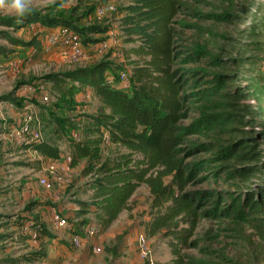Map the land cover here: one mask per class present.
Instances as JSON below:
<instances>
[{"label":"rangeland","instance_id":"rangeland-1","mask_svg":"<svg viewBox=\"0 0 264 264\" xmlns=\"http://www.w3.org/2000/svg\"><path fill=\"white\" fill-rule=\"evenodd\" d=\"M61 1L63 9L79 7L80 11H83L94 8L91 21L108 25L117 43L103 55L92 52L87 54L85 59L68 64L65 61L66 55L62 61L55 59L52 52L58 51L56 49L49 54H43L47 53L46 38L50 35L37 32L34 25L16 32L14 37L20 40L37 39L44 50L33 57L27 50L16 49L17 57L12 56L11 61L0 59V108L7 117L10 110L22 112L24 107L31 105L35 112L32 108V111L25 109L24 112H33L41 123L37 106L40 105L37 100L38 96H41L39 93L35 94V103H31L30 99L24 100V107L4 99L10 97L19 100L22 98L20 88L30 83L43 84L44 75L76 66H88L102 60L116 63L120 69L124 68L127 73H131L130 63L136 57L129 51L137 47L138 43H125L119 28V19L124 15L121 10L130 5L132 0H28L26 11L43 10ZM177 2L180 11L174 20L176 47L186 54L201 53L198 62L174 68L196 73L188 88L182 87L180 91L181 96L191 97L184 106L185 118L180 121L179 127L204 126L203 122L208 119L212 124L223 121L217 130H204L201 134L187 136L181 146L183 152L179 159L193 168L186 174L189 181L182 194H195L204 201L197 210L199 222L187 239V244L182 246L173 236H166V230L154 236L148 235L147 224L153 219L155 211L151 208L150 189L143 184L129 201L127 209L119 215L120 218L103 231L114 236L111 235L99 243L94 240L90 253L83 257L82 262H79V258L73 261V249L68 244L54 239L50 248L49 242L41 236L36 248L10 241L3 242L0 245V264H15L9 260L32 257L30 255L33 253L42 254V259L29 263L21 261L17 264H147L140 259L137 251L140 234H144L149 242L154 264H168L174 259L171 245H175L180 251L183 264H264V0ZM96 12H101L100 20L97 19ZM0 16L16 15L0 9ZM87 21L86 19L82 23L87 24ZM0 45L12 48L3 40H0ZM14 60L20 61L21 65L11 67L10 64ZM201 72L207 74L202 75ZM183 74L186 76V73H180L176 79L180 80ZM219 76L225 77L223 83L219 82ZM198 80L203 84L194 86ZM214 88L223 90L216 98L203 99V92ZM48 97L49 104L53 103L54 99L50 94ZM102 112L103 104L91 93L86 99L79 100L76 110L68 113L66 117L73 119L74 123L80 126L81 115H99ZM55 142L63 152L68 153V145L64 140ZM243 143L254 148L257 159L253 162L239 163L233 155L228 156L226 153L225 150L232 147L236 149V146ZM123 152L125 151L122 148L109 142L101 145L103 161H111ZM138 158V155H134V159ZM0 165V173L6 177L0 184V192L13 191L20 196L19 190L28 186L44 197L43 188L38 183L44 173L21 150L16 149L0 155ZM82 165L86 167V164ZM198 165H204L206 169L199 172L194 169ZM240 168L253 171L245 178L238 177L235 171ZM194 170L196 174L192 176ZM151 177H159L164 185L173 184L174 180V175L167 173L164 167L154 169ZM91 182V176L79 177L73 170L65 184L53 183L49 191L51 200L46 202L49 204H38L27 211L25 207L19 210L24 202L20 201L9 210L7 201L5 212L11 213L12 218L28 212L35 220H39L36 217L40 212H45V207L57 209L60 203L74 204L79 199H87L90 195L87 188ZM5 183H10V188H1ZM251 200L257 202L259 209L255 210V206H250ZM216 204L219 205V210L226 211L227 214L212 217L208 212L213 210ZM185 227L187 225L180 223L178 231ZM1 232L8 233L5 228ZM101 234L102 230L99 229L96 238ZM122 249L130 251L125 254Z\"/></svg>","mask_w":264,"mask_h":264},{"label":"trees","instance_id":"trees-1","mask_svg":"<svg viewBox=\"0 0 264 264\" xmlns=\"http://www.w3.org/2000/svg\"><path fill=\"white\" fill-rule=\"evenodd\" d=\"M62 3L43 10H28L22 16H0V40L12 47L9 49L0 45V59L8 62L12 56L17 57L16 49H33L34 56L41 53V43L37 39L23 41L14 37L16 32L31 25L65 29L76 35L85 48L106 39L111 28L105 23L91 21L94 8L83 11L79 7L63 9ZM179 11L177 0H132L130 5L121 10L124 15L119 19V28L125 43H138L137 47L129 51L136 57L130 63L129 87L121 86L118 80L119 73L126 69H120L116 63L104 60L42 77L54 102L37 105L42 123V140L33 149L50 161H61L62 152L55 140H64L70 149L71 166L86 164L77 175L92 177L87 188L90 195L87 199L74 202V218L77 221H67L72 227L68 231L71 235L81 236V230L84 228V232L85 227L91 223L106 231L127 209L129 201L143 184L150 189L151 208L155 211L153 219L147 224L149 236L166 230V236H173L183 246L199 222L197 210L204 202L203 199L195 194H182L189 181L186 174L193 168L179 159L183 152L181 146L187 136L201 134L204 130H217L223 121L212 124L208 119L203 122L204 126L179 127L180 121L185 118L184 106L191 97L181 96L180 91L182 87L188 88L196 73L174 68L194 64L201 56V53L186 54L176 47L174 20ZM86 19L89 22L83 24ZM180 73H186L187 77L183 74L180 80L176 79ZM218 79L223 83L225 77L219 76ZM202 84L198 80L194 86ZM86 90L101 101L104 112L99 115H81L79 126L66 116L76 110L77 96ZM221 90L210 89L203 92L202 97L216 98ZM26 99L5 97L4 100L21 106ZM75 132H80V141L73 138ZM106 135L109 143L125 151L111 161H103L101 158V145ZM225 151L239 163L257 159L254 148L247 143ZM134 155L139 158L134 159ZM158 167H164L167 173L174 175L173 184L164 185L159 177H151V172ZM194 169L202 172L206 166L198 165ZM252 171L240 168L235 172L238 177L245 178ZM194 174L195 170L192 176ZM33 206L28 205L26 210ZM215 206L208 212L212 217L227 214L219 210L218 204ZM250 206L259 209L255 200L250 201ZM180 223L187 227L178 231ZM39 231L40 239L41 236L54 238L43 226ZM171 246L174 259L168 264H183L180 251L175 245ZM30 256L9 262L29 263L42 259L39 253Z\"/></svg>","mask_w":264,"mask_h":264},{"label":"built area","instance_id":"built-area-1","mask_svg":"<svg viewBox=\"0 0 264 264\" xmlns=\"http://www.w3.org/2000/svg\"><path fill=\"white\" fill-rule=\"evenodd\" d=\"M96 17L100 20L101 12H96ZM58 42L62 43V45L68 49L65 57V61L68 64H74L85 57V50L80 42V39L72 33L64 34L61 37H50L48 39L49 46L47 49L45 48V51H48L51 46L56 45ZM116 43L117 40L115 39V35L109 31L106 34V39L104 41L89 47V52H93L97 55H103L107 53ZM21 62H23V60ZM10 65L11 67L16 68L21 65V63L20 61L14 60ZM118 80L121 86L129 87V74L126 71L119 73ZM45 90L46 89L43 84L34 83L21 87L19 93L22 98H31L34 97L36 93H39L42 97V101L47 103L49 99ZM73 138L80 141L81 134L79 132H75L73 134ZM4 140V144L8 147L25 151L34 157H39L40 155L33 149V147L42 140L41 123L37 116L31 111L23 112L18 116L17 120L7 128ZM108 142L109 137L106 135L104 143ZM71 163V156H66L61 161H48L44 163L42 166L44 176L38 180L39 185L43 189L50 191L53 183L63 185L68 182L73 172ZM52 223L55 229L67 232L72 229L67 220L58 214L53 216ZM40 227L39 223L33 218H24L17 221L16 226L18 235L23 237L31 247L35 248L40 241ZM99 229L98 225L91 223L85 227V236L93 238L97 235ZM70 242L74 248H79L81 246V238L78 235H72ZM137 244V251L140 259L145 261L147 264H154V261L151 258L149 242L144 234H140L138 236Z\"/></svg>","mask_w":264,"mask_h":264},{"label":"crops","instance_id":"crops-1","mask_svg":"<svg viewBox=\"0 0 264 264\" xmlns=\"http://www.w3.org/2000/svg\"><path fill=\"white\" fill-rule=\"evenodd\" d=\"M31 26H33V25H31ZM34 26H35L37 32L46 33L47 35H50V36H48L46 38L47 39V41H46V46L47 47L49 46L48 39L50 37H52V36L61 37L64 34L70 33L69 31H67L65 29H61V28L47 29V28H42V27L37 26V25H34ZM30 29H31V32H33L32 31V30H34L33 27H31ZM55 46H56V48H55ZM41 49H43V45L41 46ZM55 49L58 50V51L54 52L53 50H55ZM43 50L41 51V53H43ZM84 50H85V56L87 54L92 53V52H89V47H86V48L84 47ZM51 51H53L52 53L55 54V56H54L55 59H57L58 61L59 60L62 61V59L67 54L68 49L66 47H64L62 45V43L58 42V43H56V45L51 46V48H49L47 53H43V54H49ZM26 52H28V53L31 52L32 56L35 55V51L33 49L27 50ZM85 58L86 57L82 58L81 60H83ZM45 89H46L45 93L47 94L48 90H47V88H45ZM85 94H86V96L87 95L89 96L91 94V92L86 90ZM47 95L49 96V93ZM84 95H83V92L78 94L77 99H76L77 103H78L79 100L86 99ZM34 98H36V97L34 96V97H31V98H27V99L33 100ZM37 100L40 103V105H48L49 102H50V101H48L47 103H44L42 101V97L41 96H38ZM31 103H35V101L31 102ZM20 107H24V106L21 105ZM31 108H32L31 105L27 106L26 108L24 107L22 112H15L13 110H10V115L8 117L5 116L4 113H2L1 108H0V155H5L8 151L10 152L12 150H16V149L8 147L7 145L4 144V141H5L4 139L6 137L7 128L14 121L17 120L18 116L21 115L24 112L25 109H30L31 110ZM32 110H33V108H32ZM67 149H68V153L63 152L60 149V151L62 152V159L65 158L66 156H71L69 147ZM22 152L27 157H29V160L32 161V163H34V165H37L38 169L40 167L41 171H42L43 164L48 162V161H50V160H48V159H46V158H44L42 156L34 157V156H32L31 154H29V153H27L25 151H22ZM0 167H1V165H0ZM82 168H83V165L81 164L78 167H73V170H74L75 174H78L76 172L77 171L79 172L80 169H82ZM0 171H1V168H0ZM3 175L4 174L1 172L0 173V184H2L3 181H5V179H6V177H3ZM1 188H10V183L7 184V185L5 183V186H2ZM18 189H20V187ZM23 190H19L20 194H21L20 196H18L19 193L13 192V191L5 192L3 190L2 192H0V216H2L0 218V245L3 242L6 243V242L10 241V242L17 243L19 245L26 244L29 247H31L29 245V243L23 237H20L18 235V231H17L16 226H17V221H20V220H22L24 218H33L35 220V217L31 216L30 213L25 212V213L20 214L16 218H14V217L12 218L11 217L12 216L11 213H6L7 212V204H5V203L7 201H8V204L10 205V209L9 210L13 209L15 205H18V203L20 201H24L23 205H22L23 206L22 209H19V210H23L24 207L26 208L30 204H34V206H35V205H38V204L46 203V202H48V200H51L50 192L45 190V189H43L44 197L43 196L41 197L39 195V192L34 190L31 187L25 186ZM58 202H59V200H57V203ZM46 204H49V203H46ZM75 209H76V206L74 204H72V203L71 204H67V205H62V203H60V205L57 207V209H55L54 207H45L44 208L45 212H40L39 214L37 213L38 215H37L36 218L39 219V220H36V221L39 223L40 226H43V228H45L50 235H52L54 237L53 239H51V238H48L47 236H43V237H45V240L47 242H49V244H50L49 247L50 248H52L51 242H53L54 239H57V242L64 243L65 245L68 244L71 247V249H73V252H72V255H71V256L74 257L73 261H76V258H79L78 259L79 262H82L84 260L83 257L87 256L90 253V246L92 244L94 245V242H95L94 240H97L98 243H99V242L103 241L104 239L111 237L112 233L103 232L102 231V234L99 235L97 238H96V236L93 237V238H88V237L85 236V233L83 232V229H84L83 228L81 230V234L82 235L79 236L81 238V246L79 248H74L71 245V242H70L72 235L69 232H67V231L55 229V227L53 226V223H52V218H53V216L55 214H58L62 218L66 219L67 221L69 220V221L76 222L77 220L74 218V210ZM119 218H120V216H119ZM2 219H4V220H2ZM3 224H6V225H3ZM3 228L7 229L8 233L1 232L3 230ZM117 235H119V233H117ZM56 236H57V238H56ZM113 236L114 235H112V237ZM122 250H123V253L125 252V254L128 253L126 251H130V249H127V250L126 249H122ZM122 250H121V252H122ZM124 264H129V263H124Z\"/></svg>","mask_w":264,"mask_h":264},{"label":"clouds","instance_id":"clouds-1","mask_svg":"<svg viewBox=\"0 0 264 264\" xmlns=\"http://www.w3.org/2000/svg\"><path fill=\"white\" fill-rule=\"evenodd\" d=\"M28 0H0V9L16 16H22L27 10Z\"/></svg>","mask_w":264,"mask_h":264}]
</instances>
